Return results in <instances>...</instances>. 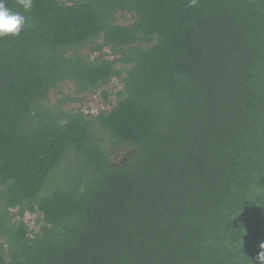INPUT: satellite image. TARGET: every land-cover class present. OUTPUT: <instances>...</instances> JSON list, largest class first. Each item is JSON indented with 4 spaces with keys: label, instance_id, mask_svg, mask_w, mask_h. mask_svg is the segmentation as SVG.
Listing matches in <instances>:
<instances>
[{
    "label": "trees",
    "instance_id": "1",
    "mask_svg": "<svg viewBox=\"0 0 264 264\" xmlns=\"http://www.w3.org/2000/svg\"><path fill=\"white\" fill-rule=\"evenodd\" d=\"M4 2L0 264H264V0Z\"/></svg>",
    "mask_w": 264,
    "mask_h": 264
},
{
    "label": "rangeland",
    "instance_id": "2",
    "mask_svg": "<svg viewBox=\"0 0 264 264\" xmlns=\"http://www.w3.org/2000/svg\"><path fill=\"white\" fill-rule=\"evenodd\" d=\"M133 16V14L127 12L120 13L117 16V22L119 24H130L133 22ZM84 52L89 53L88 50H85ZM106 52H110L109 49H106ZM93 56H95V54H93ZM122 87L123 84L121 79H114L105 88L107 91H109V97L107 100L104 99L101 89L96 93H88L84 96H81V100L79 101H68V103L64 105V109L74 112L82 111L86 114L97 115L101 111L110 110L113 106H115L117 100V92ZM62 96L72 98L77 96L74 93V86L71 82L61 84L60 90H53L50 95L51 101L55 103L56 100L60 99ZM131 154L132 150L126 148L111 150L110 158L112 164L118 166L119 164L125 163ZM13 211L14 213H16L18 209H15ZM24 221L33 231L37 232L40 229L38 214L26 213Z\"/></svg>",
    "mask_w": 264,
    "mask_h": 264
},
{
    "label": "clouds",
    "instance_id": "3",
    "mask_svg": "<svg viewBox=\"0 0 264 264\" xmlns=\"http://www.w3.org/2000/svg\"><path fill=\"white\" fill-rule=\"evenodd\" d=\"M195 3V0H192ZM25 12L32 8L33 0H19ZM26 23V18L20 12L10 9L4 0H0V39L18 36Z\"/></svg>",
    "mask_w": 264,
    "mask_h": 264
}]
</instances>
